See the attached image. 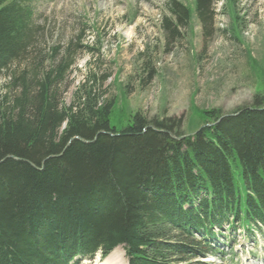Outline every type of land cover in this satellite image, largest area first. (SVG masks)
Listing matches in <instances>:
<instances>
[{
  "label": "trees",
  "instance_id": "obj_1",
  "mask_svg": "<svg viewBox=\"0 0 264 264\" xmlns=\"http://www.w3.org/2000/svg\"><path fill=\"white\" fill-rule=\"evenodd\" d=\"M32 1L0 0V78L33 51ZM213 2L169 1V39L193 13L211 21ZM71 56L51 48L0 97V264H77L118 247L128 264H210L228 256L219 237L264 235V96L218 124V110H200L181 140L182 119L140 112L117 131L115 100L92 87L58 100Z\"/></svg>",
  "mask_w": 264,
  "mask_h": 264
},
{
  "label": "rangeland",
  "instance_id": "obj_2",
  "mask_svg": "<svg viewBox=\"0 0 264 264\" xmlns=\"http://www.w3.org/2000/svg\"><path fill=\"white\" fill-rule=\"evenodd\" d=\"M169 1L33 0L38 28L33 51L2 75L0 97L10 86L9 75L30 69L55 47L70 49L74 61L58 100L69 107L85 90L81 87H92L100 102L115 100L109 121L117 131L140 112L148 120L182 119L181 133L190 135L202 124L200 110L235 114L264 96V0H214L212 20L204 24L193 13L177 39H169L162 27V19L170 16ZM176 1L194 8V0ZM239 235L229 238L236 241L234 248L219 239L218 251L228 253L226 260L202 261L264 264V235ZM96 258L101 260L97 254L77 264Z\"/></svg>",
  "mask_w": 264,
  "mask_h": 264
},
{
  "label": "bare ground",
  "instance_id": "obj_3",
  "mask_svg": "<svg viewBox=\"0 0 264 264\" xmlns=\"http://www.w3.org/2000/svg\"><path fill=\"white\" fill-rule=\"evenodd\" d=\"M118 251L121 252L119 247L114 249L105 259L100 260L99 258H96L91 264H127L124 258L125 253L119 255Z\"/></svg>",
  "mask_w": 264,
  "mask_h": 264
},
{
  "label": "water",
  "instance_id": "obj_4",
  "mask_svg": "<svg viewBox=\"0 0 264 264\" xmlns=\"http://www.w3.org/2000/svg\"><path fill=\"white\" fill-rule=\"evenodd\" d=\"M233 116H236V114H225V115H222L217 121H216V123L215 124H218L221 120H223L224 118H227V117H233ZM193 134H190V135H185V136H182V137H180V138H177V140H181V139H184V138H186L187 136H192ZM169 136L172 138V139H176L172 134H170L169 133ZM75 139H78L79 141H81V142H83V143H85L86 141H84V140H82V139H79V138H75ZM69 143H70V141L68 142V144H67V146L69 145ZM64 151V150H63ZM63 151H62V153H63ZM61 153V154H62ZM60 154V155H61ZM52 157H54V156H52ZM52 157H49V158H52ZM7 158H9V157H7ZM11 158V157H10ZM47 159H45L44 161H42V166H43V164H44V162L46 161ZM31 166H33V167H35L33 164H30Z\"/></svg>",
  "mask_w": 264,
  "mask_h": 264
}]
</instances>
